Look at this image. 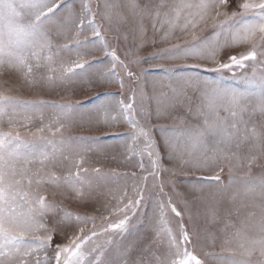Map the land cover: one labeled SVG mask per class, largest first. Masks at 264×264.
<instances>
[{"label":"snow or ice","instance_id":"6c2138e0","mask_svg":"<svg viewBox=\"0 0 264 264\" xmlns=\"http://www.w3.org/2000/svg\"><path fill=\"white\" fill-rule=\"evenodd\" d=\"M229 4L230 0H199L196 4L186 0H95L93 8V0H79L77 10L75 0L67 3L66 0H0V66L8 64L24 69L25 78L31 77L28 82L33 84L54 85L57 80L63 83L78 73L81 78L95 76L99 83L110 82L107 78L114 77L121 89L129 92L127 101L110 99L111 93H98L97 97L103 95L105 99L87 109L97 114L96 123L111 126L122 121L130 126L125 132L107 135L126 140L125 150L132 158L138 157L137 167L143 174L142 183L133 186L132 198L126 193L118 198L112 209L116 219L106 220L102 231L123 237L132 219L140 214L148 216L150 210L153 220L159 222L153 228L152 239L117 249L112 260L104 258L102 246L86 248L99 235L95 228L88 233L80 229L67 243L54 244L56 228H48L42 221L46 217H59L60 224L70 226L67 221L72 214L54 201L48 202L46 196L33 190V185L38 189L43 183L59 185L61 180L83 184L80 174L87 171L81 168L83 158L74 165L77 171L69 170L67 177H59L55 172L41 175L40 169L55 159L56 144L63 145L65 141L49 140L44 136L25 139L18 131L0 129V264H203L194 254V247L189 250L188 245L198 237L189 231L184 222L185 213L178 210L173 200L177 188L176 180L171 177L177 176V165H166V159L179 160L182 170L187 167L214 173L210 176L182 175L178 179L192 181L193 192L202 193L205 186H214L210 192L214 203L208 212V222L222 223L218 231L229 255L221 264H264V119L259 122L253 119L257 113L264 118V59L259 61L262 65L259 72L255 67L258 57L264 58V0H242L236 3L238 10L231 13L227 11ZM193 8L197 10L195 14L191 11ZM210 9L214 10L210 38L193 33L191 41L172 45L147 58L131 59H127V53L126 59H121L118 49L111 43L115 40L119 44L121 39L127 42L131 34L134 39L141 38L138 48L149 26L154 34L162 33V38L166 39L182 19L184 29L189 25L195 28L198 21L194 15L202 22L210 15ZM85 27L92 35L81 40ZM73 31L74 43L56 42L60 37L67 39ZM109 32L116 35L109 38L106 35ZM221 36L224 37L222 42ZM237 44H250L251 48L239 54L225 51ZM88 45H93V50H103L104 55L85 60L77 52L78 58L70 67L62 68L59 76L53 74L56 72L52 67L54 56L59 51L87 49ZM157 58H183L184 63L157 66L166 76L154 81V85L159 84L160 91L150 96L148 82L144 79L147 70L140 69L138 75L133 65ZM189 58L194 62L189 63ZM105 60L110 68L103 66ZM205 62L213 66L208 67ZM249 62H253L251 74L241 72L237 80V70L246 69ZM117 67L123 76L116 72ZM41 69L49 74H39ZM90 69L94 70L88 71ZM225 73L230 75L225 76ZM125 78L129 83H125ZM152 101H155V109ZM49 103L54 102L22 100L0 94V115L7 114L11 126L18 110L27 112ZM54 106L62 110L61 115L67 116L80 108L81 102ZM177 106H185L198 123L182 127L151 123ZM180 119L183 124L184 118ZM45 127L54 130V135L60 131L51 123ZM157 129L165 133L159 140L154 134ZM37 131L43 132L44 128ZM77 139L85 141L87 138ZM185 155L187 159L183 158ZM222 160L229 163L226 183ZM35 164H39L40 169L34 170ZM255 167H259V173H253ZM234 168L247 171L234 175ZM95 171L100 173V169ZM165 173L171 174L167 180ZM149 180L152 188L159 190L155 200L152 197L156 193L148 191ZM166 186L169 192H165ZM73 190L83 196V188ZM217 195L221 199L216 200ZM202 200V197H194L191 202ZM185 203L187 205L188 201ZM221 208L225 215L218 220ZM169 212L175 216L177 224L175 231L164 229L167 237L164 241L159 239L160 227ZM40 229L45 235H34ZM49 251L53 255H48ZM95 253L99 254L90 259Z\"/></svg>","mask_w":264,"mask_h":264},{"label":"rangeland","instance_id":"374dc122","mask_svg":"<svg viewBox=\"0 0 264 264\" xmlns=\"http://www.w3.org/2000/svg\"><path fill=\"white\" fill-rule=\"evenodd\" d=\"M68 0H66V3ZM188 3L196 4L199 0H186ZM242 2V0H230L227 11H237L236 3ZM75 6L79 9V0H75ZM93 8H95V0H93ZM193 14L196 13V9H191ZM63 9L61 10V13ZM210 15L202 22H199V17L194 15V18L198 21L196 27L193 28L191 25L187 29L183 28V19L180 23L169 31L166 39L162 38V33H153L151 26L148 27L146 35L143 37V44L140 47H136L141 44V38L136 37L135 39L130 34L129 39L125 42L123 39L120 40L119 44L115 40H111L113 47L118 49L117 54L121 59H131L133 57H150L154 53L161 52L162 50L170 48L172 45L183 44L186 41H191L193 33L200 37H211L212 36V24L214 16V10H209ZM57 13V16L61 15ZM187 14V13H185ZM216 19H220L216 17ZM56 17H53V21ZM99 22V18H97ZM131 26V25H130ZM165 31H168L165 28ZM74 35V31L68 34V38H58L56 41L59 44H72L74 41L71 39ZM92 32L89 28L85 27L80 39L83 40L90 37ZM111 38L116 35L115 32L106 33ZM221 42L224 37L219 38ZM154 41V42H153ZM251 48L250 44H237L226 49V52L232 53H246ZM131 49V51H129ZM77 52L81 54V57L85 60H92L104 55L103 50H93V45H88L85 48H71L59 51L54 56L53 68L56 72L53 73L56 76L60 75L62 68L70 67L72 62L77 60ZM223 55V53H222ZM261 59L258 57L255 62L257 72L262 69V65L259 62ZM189 63H193L192 58L188 59ZM184 63V59H145L143 63L139 65H133V70L140 74V69H146L147 72L144 75V79L148 82L147 92L151 95H158L160 91L159 84L154 85V81L157 78L165 77L164 73L159 65H179ZM207 63L208 67H212L211 62ZM252 63L249 62V67L244 70H237V80L241 75V72L251 74ZM104 67L110 68V64L107 60L104 61ZM90 69L88 71H93ZM116 72L123 76V72L117 67ZM39 74H49L46 69H41ZM207 75V73H203ZM230 74L225 73V76ZM214 78V77H213ZM31 77L25 78V70L17 67L9 66L4 64L0 66V94L7 96L19 97L22 100L31 101H48L54 102L46 105H41L27 112L19 111L13 116L14 124L9 125V116L7 114L0 115V129L4 131L12 130L13 132L18 131L22 138L31 139L33 136L40 137L44 136L49 140L60 141L63 139L65 143L60 145L56 144L55 159L52 163L48 164L46 168L40 169L39 164H35L32 167L40 169L41 175L49 172H55L59 177H67L69 170L73 173L77 171L74 166L77 161L83 158L82 169L87 171H81L80 180L84 183L80 184L79 181H72L71 183L61 180L59 185L53 183H43L37 189L33 185L34 191H39L40 194L46 196L48 202H56L64 210L70 212L71 218L67 221L70 226H65L58 222L59 217L56 218H45L43 223H46L48 228H56L57 235L53 241L54 244L67 243L69 238L76 235L80 229H83L85 233H88L90 229L95 228L99 235L93 238V241L86 245V248L91 249L96 246H102L104 252V258L106 260H112L116 254V250L130 244H138L140 242L147 243L153 237V228L159 223L154 221L152 218L151 210L148 216L142 214L137 215L132 219L129 230L123 237L115 235L111 232L104 233L102 228L106 226V220L112 221L116 217L112 212V209L118 203V198L127 194L129 198L134 196L133 186L142 183L141 176L143 175L137 167L138 157L132 158V154L125 150L126 140L115 136L107 135L109 133L125 132L130 127L127 123L119 122L106 126L103 123H96L98 116L95 112L87 111L94 104H98L100 100H104L105 96L101 95L97 97L98 93H111L113 94L110 99L113 100H125L129 96L127 89H121L119 82L114 77H108L107 80L110 82L99 83L95 76L90 78H81V74L71 77L67 82L56 81L54 85H48L46 83L41 84L39 82L33 84L28 81ZM167 83V80L164 81ZM125 83H129L125 78ZM119 93L120 95H115ZM192 95V93H189ZM195 100V96H193ZM77 102H81L80 108L73 110L67 116L61 115V109L55 107V104L69 103L75 105ZM152 108L155 109V101L151 102ZM28 117V119H25ZM181 117L184 118L182 124ZM256 122H259L261 118L257 113L253 118ZM54 124L55 128H59L60 131L56 132L49 131L48 124ZM153 125H165V126H176L182 127L187 123L195 124L198 120L191 116L185 106H177L175 109H170L165 112L160 119H153L151 121ZM63 125V127H61ZM44 128L43 132H38L37 129ZM157 140L161 138L165 133L159 129L154 133ZM85 137V141H81L77 138ZM98 138V139H92ZM90 150H87L89 149ZM48 151H52L49 146ZM187 159L185 155L183 157ZM166 165L171 166L176 164V177H171L170 173H165L164 178H172L176 180L177 193L173 195V200L176 202L178 210L185 213L184 222L187 225L189 231L193 234L194 238L192 244L188 245L189 250L194 247V254L202 260L203 264H221V260L229 255L226 248L222 246L221 233L218 231L222 227V223L212 224L208 221L209 209L212 207L214 201L210 199V192L214 189V186H205L204 192H193L192 181L180 180V176H210L214 173L212 171H195L184 167L183 170L179 163V160H165ZM221 166L224 169L223 177L224 182H227L229 174V163L227 160L221 161ZM100 169V173L95 170ZM247 169L234 168L233 174L240 175ZM253 173H259V167L253 168ZM135 173L136 175H131ZM74 188H83V196L77 195L73 190ZM148 191H154L156 195L152 197L153 200L159 195L158 189L152 188V181H148ZM165 192H169L168 187H165ZM147 194V193H146ZM171 194V193H169ZM194 197H202V202L192 203ZM163 199V198H162ZM216 200L221 199L220 195L215 197ZM188 201L187 205L185 201ZM189 215L191 219H189ZM225 213L223 208L219 210L218 220H222ZM79 216L81 219L77 220ZM177 219L170 212L167 213L166 219L163 225L160 227V240H167L164 234L165 228H171L175 231ZM34 235L43 236L45 232L40 229ZM114 241V242H110ZM93 254L90 259H94ZM48 255H53L49 251ZM88 259V258H86Z\"/></svg>","mask_w":264,"mask_h":264}]
</instances>
